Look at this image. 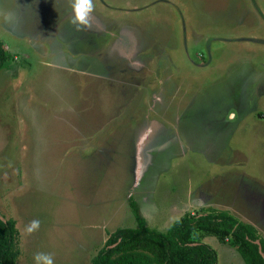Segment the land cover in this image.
Returning <instances> with one entry per match:
<instances>
[{
    "label": "rangeland",
    "instance_id": "rangeland-1",
    "mask_svg": "<svg viewBox=\"0 0 264 264\" xmlns=\"http://www.w3.org/2000/svg\"><path fill=\"white\" fill-rule=\"evenodd\" d=\"M93 2L78 31L70 0H0V217L16 223V264H92L136 227L130 199L160 232L213 200L264 242V0Z\"/></svg>",
    "mask_w": 264,
    "mask_h": 264
},
{
    "label": "trees",
    "instance_id": "trees-1",
    "mask_svg": "<svg viewBox=\"0 0 264 264\" xmlns=\"http://www.w3.org/2000/svg\"><path fill=\"white\" fill-rule=\"evenodd\" d=\"M7 51L0 43V71L6 68ZM129 206L135 228L116 229L92 258V264H218V254L209 245L197 240L213 236L229 242L244 264H264L257 251L264 242L256 230L225 212L185 213L164 232L147 227L138 204L130 199ZM18 231L14 220L0 217V264H16Z\"/></svg>",
    "mask_w": 264,
    "mask_h": 264
},
{
    "label": "clouds",
    "instance_id": "clouds-1",
    "mask_svg": "<svg viewBox=\"0 0 264 264\" xmlns=\"http://www.w3.org/2000/svg\"><path fill=\"white\" fill-rule=\"evenodd\" d=\"M72 9L71 23L76 26L77 30L84 28L90 29L94 19L95 4L93 0H70ZM40 221L34 219L29 222L25 228V233L31 235L40 228ZM35 264H54V256L52 253L37 252L34 254Z\"/></svg>",
    "mask_w": 264,
    "mask_h": 264
},
{
    "label": "crops",
    "instance_id": "crops-1",
    "mask_svg": "<svg viewBox=\"0 0 264 264\" xmlns=\"http://www.w3.org/2000/svg\"><path fill=\"white\" fill-rule=\"evenodd\" d=\"M199 193L202 195V191H199ZM199 199V198H198ZM201 199H199V200H197L196 201V203L198 204V205H200V206H197V205H195V209H196V211H198V212H208L207 211V209H209L210 207H208V205L210 204V203H212L213 204V200H210V201H205V202H201L200 201ZM194 210V209H193ZM185 213H191V214H193V212H185ZM184 213V214H185ZM259 236V235H258Z\"/></svg>",
    "mask_w": 264,
    "mask_h": 264
},
{
    "label": "water",
    "instance_id": "water-1",
    "mask_svg": "<svg viewBox=\"0 0 264 264\" xmlns=\"http://www.w3.org/2000/svg\"><path fill=\"white\" fill-rule=\"evenodd\" d=\"M254 244L257 246V251L259 252V254L261 255V257H262L263 260H264V254H263V252L261 251V248H260V245H259V241H255Z\"/></svg>",
    "mask_w": 264,
    "mask_h": 264
}]
</instances>
